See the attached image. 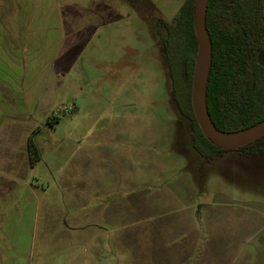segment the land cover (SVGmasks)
<instances>
[{
  "label": "rangeland",
  "instance_id": "1",
  "mask_svg": "<svg viewBox=\"0 0 264 264\" xmlns=\"http://www.w3.org/2000/svg\"><path fill=\"white\" fill-rule=\"evenodd\" d=\"M183 2L0 0V38H7L11 58L21 68L28 65L24 74L41 89L40 121L60 122L57 131L48 124L38 136L41 143L48 142L47 157L60 154L63 164L56 169L69 160L78 169L80 156L94 148L95 138L88 136L103 124L123 119L157 122L164 116L172 121L167 106L179 115L157 20L172 22ZM68 106L76 110L64 113ZM114 144L103 143L105 148ZM230 152L254 158L248 168L264 169V155ZM257 182L258 188L264 187L263 181ZM80 188L76 185L73 191ZM247 188L251 193V185ZM54 195L63 204H45L53 193L45 196L41 191L40 204H33L22 221L13 218L12 239L0 251V264H211L214 204H165L164 211L155 208L150 217L144 204H94V193H88L87 204H78L84 199L73 193L75 199L67 204L61 191ZM177 214L184 215L182 240L161 242L160 230L169 232L172 226L158 224ZM17 236L21 243H16Z\"/></svg>",
  "mask_w": 264,
  "mask_h": 264
},
{
  "label": "crops",
  "instance_id": "2",
  "mask_svg": "<svg viewBox=\"0 0 264 264\" xmlns=\"http://www.w3.org/2000/svg\"><path fill=\"white\" fill-rule=\"evenodd\" d=\"M6 40L0 38V208L4 207L0 209V251L7 250L12 239L13 218L19 216L22 221L33 204H40L41 191L45 196L53 193V200L45 204H63V198L54 195L61 191L67 204L75 199L73 193L84 199L78 204L86 203L88 193H94V204H144L150 217L155 208L164 211L165 204H214L211 264H264V187L258 188L257 182H264L257 177L264 169L248 168L254 158L230 152L205 160L193 148L188 121L179 110L177 115L167 106L172 121L164 116L157 122L123 119L103 124L88 136L95 138L94 148L80 156L78 169L72 160L56 169L63 164L60 154L47 157L44 145L48 142L41 143L38 136L48 124L57 131L60 122L40 121L37 103L41 89L30 84L24 74L29 69L27 63L23 62L24 69L18 59L11 58ZM30 136L41 154L34 162ZM105 141L116 145L105 148ZM76 185L80 192L73 191ZM247 185H251V193ZM188 209L190 212L192 207ZM193 216L197 217L194 212ZM183 217L177 214L158 224L172 226L169 232L160 230L161 242L182 240ZM112 219L114 222V215ZM20 238L16 237V243H21Z\"/></svg>",
  "mask_w": 264,
  "mask_h": 264
},
{
  "label": "trees",
  "instance_id": "3",
  "mask_svg": "<svg viewBox=\"0 0 264 264\" xmlns=\"http://www.w3.org/2000/svg\"><path fill=\"white\" fill-rule=\"evenodd\" d=\"M195 9L196 0H184L172 22L157 20L172 97L189 123L193 148L207 161L229 151L264 155V135L237 148H224L205 134L195 115ZM207 27L212 59L205 82V105L210 120L223 131L240 130L264 120V0H209ZM29 151L33 162L41 159L32 136Z\"/></svg>",
  "mask_w": 264,
  "mask_h": 264
},
{
  "label": "water",
  "instance_id": "4",
  "mask_svg": "<svg viewBox=\"0 0 264 264\" xmlns=\"http://www.w3.org/2000/svg\"><path fill=\"white\" fill-rule=\"evenodd\" d=\"M209 0H196L194 28L198 39V50L193 75L192 104L195 115L205 134L224 148H237L253 142L264 135V120L236 131H223L210 120L205 105V82L212 59V47L207 27V10ZM203 111L208 116L207 130L201 123Z\"/></svg>",
  "mask_w": 264,
  "mask_h": 264
},
{
  "label": "built area",
  "instance_id": "5",
  "mask_svg": "<svg viewBox=\"0 0 264 264\" xmlns=\"http://www.w3.org/2000/svg\"><path fill=\"white\" fill-rule=\"evenodd\" d=\"M73 109H74V106H68V107L64 108L63 111H64V113H72ZM59 111H61V110L57 109V111L53 112V115L55 117H59L60 116Z\"/></svg>",
  "mask_w": 264,
  "mask_h": 264
},
{
  "label": "bare ground",
  "instance_id": "6",
  "mask_svg": "<svg viewBox=\"0 0 264 264\" xmlns=\"http://www.w3.org/2000/svg\"><path fill=\"white\" fill-rule=\"evenodd\" d=\"M200 120H201V123H202V125L204 126V128L207 130L208 116H207V114L205 113V111H203L202 116H200Z\"/></svg>",
  "mask_w": 264,
  "mask_h": 264
}]
</instances>
